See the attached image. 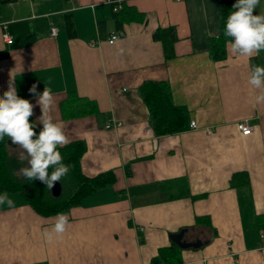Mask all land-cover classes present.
Masks as SVG:
<instances>
[{
  "label": "crops",
  "instance_id": "1",
  "mask_svg": "<svg viewBox=\"0 0 264 264\" xmlns=\"http://www.w3.org/2000/svg\"><path fill=\"white\" fill-rule=\"evenodd\" d=\"M114 1L144 18L118 31L106 0L0 3V97L10 80L33 104V84L40 94L51 88L54 119L65 124L69 143L85 144L82 174L115 177L65 213L67 231L52 242L42 233L56 215L41 216L20 194H9L13 206L0 205V264H149L182 230L180 240L201 242L181 248L182 264H264V102H256L259 90L248 83L250 66H264V51L240 57L228 42L221 61L207 51L208 39L220 34L221 10L237 0ZM50 23L58 27L55 38ZM169 27L174 57L166 59L153 33ZM114 33L118 45L106 40ZM148 81L169 84L183 117L177 133H153L139 93ZM71 92L94 101L101 114L63 117L60 106ZM33 111L36 121L40 107ZM243 120L254 126L249 136L237 129ZM7 147L10 156L20 151L10 141ZM237 174L247 182L231 184Z\"/></svg>",
  "mask_w": 264,
  "mask_h": 264
},
{
  "label": "trees",
  "instance_id": "2",
  "mask_svg": "<svg viewBox=\"0 0 264 264\" xmlns=\"http://www.w3.org/2000/svg\"><path fill=\"white\" fill-rule=\"evenodd\" d=\"M9 1L11 0H0V3ZM232 6V2H227L224 5L219 14L220 34L208 39L207 51L213 61H221L226 57V44L231 38L224 35V29L228 15L235 10ZM143 18L142 13H138L133 7L126 6L124 3H121V8L118 11H113L114 23L118 31L122 30L124 23L142 21ZM65 26L69 35H73V22L69 15L66 16ZM153 38L161 42L166 59L174 57L175 36L173 28H159L153 33ZM139 93L148 109L149 122L156 136L174 134L182 129L183 117L171 100V90L167 82H145L139 87ZM60 107L65 118L86 115L99 116L101 114L94 101L80 97L76 92H71ZM30 121H32L31 118ZM40 130L41 128L37 127V133ZM9 141L7 136L0 140V193L6 191L9 194H20L27 204L41 216L48 217L58 213H66L71 208L81 205L101 188L114 182L115 177L112 171L103 172L94 177L83 175L80 170V159L86 147L82 141H73L58 149L63 157V163L72 166L67 174L68 191L64 195L65 176L59 181L61 185L60 195L53 197L50 189L38 179L21 180L12 174L7 147ZM51 171L52 169L49 168V173ZM247 180L246 174H237L232 177L231 184L233 182L234 185H239L246 183ZM149 264H182L181 248L173 243L160 248Z\"/></svg>",
  "mask_w": 264,
  "mask_h": 264
},
{
  "label": "clouds",
  "instance_id": "3",
  "mask_svg": "<svg viewBox=\"0 0 264 264\" xmlns=\"http://www.w3.org/2000/svg\"><path fill=\"white\" fill-rule=\"evenodd\" d=\"M260 0H237L226 20L224 35L230 37L229 50L240 57L251 58L264 51V13L255 14ZM110 43L119 44V38L112 36ZM120 48L119 53L123 54ZM248 83L259 90L256 102H264V66L251 65ZM37 85L33 84L29 92L37 96L36 103L18 96L13 80L8 83L7 90L0 97V140L7 136L10 144L17 146L18 160L27 161V167H22L16 173L26 180L38 179L48 189L66 176L71 165L63 163V157L58 150L66 146L70 139L65 132V124L55 120L52 113L55 97L51 88L45 86L42 94L37 93ZM40 107L41 115L36 121H30L34 115V107ZM38 125H42L37 133ZM49 168L52 169L49 173ZM12 207L14 201L8 192L0 193V205ZM69 226V216L58 213L50 230L42 235L48 242L61 239Z\"/></svg>",
  "mask_w": 264,
  "mask_h": 264
},
{
  "label": "built area",
  "instance_id": "4",
  "mask_svg": "<svg viewBox=\"0 0 264 264\" xmlns=\"http://www.w3.org/2000/svg\"><path fill=\"white\" fill-rule=\"evenodd\" d=\"M174 1H179V0H174ZM106 2L112 5L113 11H118L121 8V2L120 1L115 2L114 0H106ZM2 26H3V28H5V25L2 24ZM48 31H49V36L52 38H55L58 34V27L54 23H50ZM113 35L118 37V35L115 33L112 34L111 36H109L106 39L109 44H112V43H110V40L112 39ZM1 37L6 44L11 45L13 43V39L11 38V36L7 32H3ZM95 43H96L95 41H91V42H89V45L95 46ZM263 116H264V112H263ZM236 126H237V129L239 130V132L241 133V135H243V136H249L254 130V126L252 124L248 123L246 120L237 122ZM110 127H111L110 124H108L106 126V128H110ZM190 127L195 128L196 127L195 123L191 122ZM261 237H264V231L262 232Z\"/></svg>",
  "mask_w": 264,
  "mask_h": 264
},
{
  "label": "water",
  "instance_id": "5",
  "mask_svg": "<svg viewBox=\"0 0 264 264\" xmlns=\"http://www.w3.org/2000/svg\"><path fill=\"white\" fill-rule=\"evenodd\" d=\"M60 191H61V185L59 182H56L54 187L52 189H50L51 195L53 197H58L60 195ZM184 232H185V230H182V231H180V233L173 235L171 237L172 242L182 249L188 248V247H197V246L201 245V242L186 243V242L180 240L182 235L184 234Z\"/></svg>",
  "mask_w": 264,
  "mask_h": 264
},
{
  "label": "rangeland",
  "instance_id": "6",
  "mask_svg": "<svg viewBox=\"0 0 264 264\" xmlns=\"http://www.w3.org/2000/svg\"><path fill=\"white\" fill-rule=\"evenodd\" d=\"M9 166H10V170H11L13 175H15L18 179H21V180L24 179L22 176H18L16 173L19 171L20 168L27 167L28 165H27V161L21 162L18 160V152H15V153H13V155L10 156ZM64 187L65 188H64L63 192L65 193L64 195H66V193L68 191V177H67V175L65 177ZM66 188H67V190H66Z\"/></svg>",
  "mask_w": 264,
  "mask_h": 264
}]
</instances>
